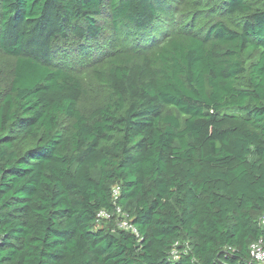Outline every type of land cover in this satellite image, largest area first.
<instances>
[{"label":"trees","instance_id":"16d2710c","mask_svg":"<svg viewBox=\"0 0 264 264\" xmlns=\"http://www.w3.org/2000/svg\"><path fill=\"white\" fill-rule=\"evenodd\" d=\"M178 3L0 0V264H264V0Z\"/></svg>","mask_w":264,"mask_h":264},{"label":"rangeland","instance_id":"374dc122","mask_svg":"<svg viewBox=\"0 0 264 264\" xmlns=\"http://www.w3.org/2000/svg\"><path fill=\"white\" fill-rule=\"evenodd\" d=\"M199 2L200 5L204 4L208 6L210 4V0H180V4H177L178 12L179 14L176 15V19H174V22H171L170 25H168L165 22H162L158 27H155L154 29L150 30L151 38H154L155 36L159 37L163 33L173 34L177 31H182L187 28V24L185 23V20L187 21H196V23L200 24L197 28L202 29L206 24L213 20L214 17H212L213 10H208L206 12H197L195 15H193V18L191 20L189 19L192 13H190L191 10H196L190 7V4H197ZM176 8V9H177ZM105 32L103 36V41L105 44H107V47L110 48L113 51L119 50V48L122 47H128L131 46L130 42H125V37L120 38L117 35L112 34L111 27L109 23L104 24ZM160 30H163L160 31ZM147 40L146 43L151 42V40ZM125 45V46H124ZM71 58V59H70ZM92 57L89 56H69L68 60L66 61L65 65L68 67H72V71H77L79 69H82V73H85L87 71L88 67H93L95 65V62L90 61ZM12 60L5 59L0 55V92L6 89L11 82L12 77ZM92 76L86 77L84 79L83 86L86 87V91H88L85 95L83 100L80 103V108L85 112L89 113L96 107H98L101 104H104L107 101V95L104 89L100 86L99 82H93L92 87L89 84L90 79Z\"/></svg>","mask_w":264,"mask_h":264},{"label":"built area","instance_id":"2783aa9c","mask_svg":"<svg viewBox=\"0 0 264 264\" xmlns=\"http://www.w3.org/2000/svg\"><path fill=\"white\" fill-rule=\"evenodd\" d=\"M119 189H115L114 190V198H117L119 195ZM118 213H122L121 209H117ZM124 216L126 217L127 215L124 214ZM99 218L102 219H110L111 218V213L107 212V211H101L98 214ZM261 223L262 225H264V214L261 217ZM119 227L124 229V230H130L131 232H133L134 234H136L137 236H139L138 233V229L127 219H123L119 222ZM252 255L254 257V259L258 262L264 263V245L262 241L256 242L252 245ZM174 256L175 258L177 257V252H174Z\"/></svg>","mask_w":264,"mask_h":264}]
</instances>
